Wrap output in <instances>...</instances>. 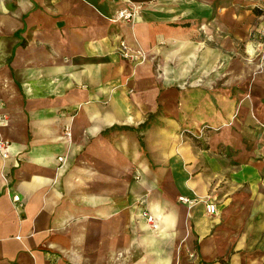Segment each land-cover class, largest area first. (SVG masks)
Returning a JSON list of instances; mask_svg holds the SVG:
<instances>
[{
  "label": "crops",
  "instance_id": "obj_1",
  "mask_svg": "<svg viewBox=\"0 0 264 264\" xmlns=\"http://www.w3.org/2000/svg\"><path fill=\"white\" fill-rule=\"evenodd\" d=\"M262 29L264 0H0V264H236L264 217Z\"/></svg>",
  "mask_w": 264,
  "mask_h": 264
},
{
  "label": "rangeland",
  "instance_id": "obj_2",
  "mask_svg": "<svg viewBox=\"0 0 264 264\" xmlns=\"http://www.w3.org/2000/svg\"><path fill=\"white\" fill-rule=\"evenodd\" d=\"M156 67L159 68V61H158V63H156ZM204 130H208L207 126H203L201 128V133H203ZM186 133H188V132L186 131ZM257 149L260 151L261 155L263 156L264 155V153H263L264 147L263 146L261 147V144H259ZM216 152L225 156V154H224L225 149L224 148H219ZM232 190H233L232 195L241 192L240 188H233ZM245 190H247V189H245ZM252 192H253V190H252ZM253 200L256 201L255 194L253 195ZM261 206H262V208H264V205H257V204L255 205L254 204L252 206V209H255V211H256L257 207H258V209H261ZM248 231H249L248 232L249 235H248L247 240H248V243H250L249 244L250 246L248 247V246L244 245L242 248L243 249L242 252L237 251V249H235V246H234V248H232L231 250L228 251L226 257H228L229 259L232 258V260L236 264H241V263L242 264H248V262H250V264L251 263L252 264L253 263H263V261H264V217L252 218L249 221ZM183 246L185 247V259L186 258L190 259V260L198 259L197 258V255H198L197 251L188 250V246L186 243ZM195 248H196V245H195Z\"/></svg>",
  "mask_w": 264,
  "mask_h": 264
},
{
  "label": "built area",
  "instance_id": "obj_3",
  "mask_svg": "<svg viewBox=\"0 0 264 264\" xmlns=\"http://www.w3.org/2000/svg\"><path fill=\"white\" fill-rule=\"evenodd\" d=\"M135 17V12H127V11H122L120 12V18L125 19L127 21H133ZM259 43L258 46L260 49H262V52L264 53V29H262L259 32ZM8 149H9V143L6 141H0V155L2 158H7L8 157ZM14 200L17 203H20V197L15 196ZM179 202L186 205L188 208H192L193 206L196 205L197 201L196 200H191L186 197H180ZM204 203L206 204V210L209 214L215 215L217 213V206L213 202H210L209 199H205ZM143 217L147 220L149 223H154V216L150 213L148 210H144L142 213Z\"/></svg>",
  "mask_w": 264,
  "mask_h": 264
},
{
  "label": "trees",
  "instance_id": "obj_4",
  "mask_svg": "<svg viewBox=\"0 0 264 264\" xmlns=\"http://www.w3.org/2000/svg\"><path fill=\"white\" fill-rule=\"evenodd\" d=\"M150 127V124L149 123H145V124H143L142 126H141V128H143V129H147V128H149ZM195 139V138H194ZM196 140V142H198V140L197 139H195Z\"/></svg>",
  "mask_w": 264,
  "mask_h": 264
}]
</instances>
